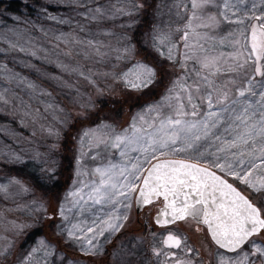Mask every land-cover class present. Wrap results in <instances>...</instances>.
Segmentation results:
<instances>
[{
  "label": "rangeland",
  "instance_id": "rangeland-1",
  "mask_svg": "<svg viewBox=\"0 0 264 264\" xmlns=\"http://www.w3.org/2000/svg\"><path fill=\"white\" fill-rule=\"evenodd\" d=\"M51 1L54 0H50L49 3ZM55 1L63 7H66V4L74 3L73 8L67 13L68 19L62 20L63 26L69 23L70 18L73 20L82 18L84 23L87 26L90 25L91 28L88 27L81 33L75 32L76 23L72 22L70 25L72 31L56 39L54 35L51 36L47 27L41 25L38 28V36L43 40L36 41L34 37L27 36L23 39L30 38L32 41L28 45L24 43L23 39H21L23 41L20 39L14 41L12 37L15 39V35L6 32L7 27L0 20V29L3 30L0 32V96L3 97L0 99V253L3 254L0 255V259L3 257V259L5 257L12 258L11 264H24L25 257L32 253L27 264H47L45 262L48 260L51 261V264H100L99 262L103 263V256H105L104 246L108 245L117 231L132 225L129 221L133 220L132 198L135 192V190L125 189L129 199L118 194L113 198L117 202L94 203L96 193L93 188L99 186L101 181L100 174L95 170L109 167L111 164L129 163L126 157L121 156L120 148L111 146L110 129L105 125L111 126L117 133H123L125 129H128V134H131L130 125L133 124L134 118L137 127L152 131L153 128L159 126L161 119L168 116L173 119L178 117L175 108L169 107L168 101L163 99L168 95L167 93L146 106L134 109L121 124H117L106 115L101 119L88 120L86 123V119L91 118L90 116L96 112L97 105L94 102H100L106 92L116 94L123 90L122 87H110L116 72L128 67L125 64L126 60L123 64L114 61L123 50L122 47L116 46L121 43L120 31L114 30L110 25L113 21L112 17H108L109 20L105 21L101 19V16L99 17L103 14V10L99 8L102 4L101 0H95L96 9L92 12L82 11L81 5L85 0ZM197 3L200 4V0H197ZM151 4L153 11L157 8L161 9L162 6L169 7V9L163 10L165 19H168L172 25H179L177 28H170L167 33L169 43L173 44L175 40L179 43L173 62L167 63L163 58L161 59L169 73L167 75L164 73V65L157 63L155 66L158 68L157 74L161 75L162 72L171 87L173 81L182 76H189L188 83L194 84L200 80V77L208 75L209 70L201 67V61L205 56L217 58L221 69H227L235 63L230 54L240 47L234 43V40L240 39L243 43V38L234 31L241 26L225 20L221 14L226 11L223 8V0H213L211 4L200 5L196 8H193V0H160L156 1V7H154L155 0H153ZM241 7L243 6L241 5ZM95 13L98 14L95 15ZM228 15H231V12ZM237 15L239 16L240 13ZM210 17H214V19H209ZM183 22L186 30L181 26ZM255 22L254 18L245 19L249 39L250 26ZM185 33H187V41ZM47 37L49 38L46 39ZM185 43L189 47L186 48ZM90 44L93 46L89 50V56L81 54L82 51H87ZM152 56L155 60L158 59L155 54ZM186 56L192 58L188 59ZM118 64L120 66L115 68ZM15 66L21 67L23 71L19 72ZM78 68L81 70L77 74ZM51 69L57 70L61 75L53 78ZM197 72L200 73V76H197ZM88 76H91L92 80H89ZM252 76H254L252 65H249V71L242 76L224 71L216 75H209L208 78L215 82L217 88L228 92V100L223 104H214L212 109L221 116L219 128L213 131L223 132L226 125L233 123L228 119L230 115L228 112L220 113L218 110L225 105L231 106V101L234 99L245 100V97L239 96V89L246 87L245 80ZM232 77H236V83L229 82ZM255 79L259 80L260 77H255ZM103 83H107L105 85L109 87H105L102 91ZM177 91L179 90L177 89ZM60 96H63L66 102L64 110L58 109L49 101L51 98ZM221 97L222 92H213L214 101H219ZM258 99L259 97L251 98L253 102ZM162 101L163 103L158 109L148 110V106L156 105ZM184 102L187 105L186 99ZM197 102L199 103L198 115L195 117L184 116L183 119L198 120L209 111L207 102H200L199 96H197ZM171 103L175 106L176 101L173 99ZM237 107L240 106L237 105ZM64 111L68 114V120H70H67L68 123L60 122L64 119ZM187 111H192L190 106L187 107ZM74 121H76L73 124L74 128L72 127L68 138H62L66 129L64 127L71 125ZM79 121H84L86 124H81ZM149 125L152 127L150 128ZM241 130H243L242 125L238 131ZM85 132H88L87 136L84 135ZM232 134L235 135V132ZM227 135L225 134V136ZM62 140L64 146L62 149L70 145L69 152L63 150L67 155V166L64 168V172L67 174L68 180L67 182L60 180L61 190L58 189L56 196H53L55 217L51 220L52 206L49 204L46 207L45 197H42L39 191L31 189L33 187L28 182H20L22 180L20 176H16L10 170L7 173L6 169L19 167L24 160L30 161L29 157L33 153H38L40 158L31 165H41V167L47 165L49 153L56 152L57 143ZM102 140L106 142L102 143ZM129 155H140L141 159L143 158L141 154L135 152H130ZM163 157L165 156H158L157 159ZM169 157L184 159L186 154L178 153ZM245 158L247 159V157ZM152 160L150 161L152 162ZM147 164H144L139 174L140 178ZM202 165L221 172L210 165ZM44 168L49 169L50 166ZM49 173L51 170H47L44 175ZM260 178L261 176L255 175L249 177L257 184ZM120 180L123 181V178L120 177ZM139 180L134 181L136 188ZM245 188L257 193L255 199L261 193L244 184V192L248 196L251 195V192ZM261 199L264 201V196H261ZM153 208L143 210L140 213V218H147L150 211L155 212V208ZM101 218L104 221L119 224L121 227L116 231L107 229V224L100 223ZM94 222L107 230L103 235L96 234L93 244L89 245L86 237H91L94 233L87 232V228L94 226ZM35 223L39 226H35ZM49 224L52 236L57 237L65 249L70 251L68 256L63 253L62 247L57 250L56 244L41 236L42 233L35 238L30 248H27L25 237L17 236L18 230L22 227H38L39 232H43V229ZM72 224H79L84 230L83 233H76V237L79 239L69 237L67 234ZM98 231L96 229V233ZM169 232L177 234L186 241V246L182 243L181 249L187 251L178 255L181 257L182 264H237L240 259H243V252L237 256V253L227 254L219 251L208 239L203 226L192 220H184L160 231L149 232L148 235L141 231L132 237L123 236L124 240L118 239L115 247L106 253L108 255L104 263L136 264L133 258L137 254L143 253L142 250H145L144 247H146L147 252L143 256H139L140 260H137V264H176L168 257L173 256L169 254L176 253V251L163 244V240L166 239ZM257 237L260 239L252 238L251 240L258 241L261 246H264L261 241L263 239L262 232ZM41 240L50 247L47 249L41 247ZM124 241L131 242V246L134 245L127 247ZM9 245H12L10 249ZM34 248L38 250L33 253ZM87 248H91L92 251L86 252L84 249ZM188 248H191L192 251L189 252ZM154 249L159 250L161 255L157 256ZM245 250L249 253L253 251L247 245ZM71 251H73L74 257L71 256ZM88 256H90V260L83 259ZM250 258L255 259L254 256ZM141 260L143 261L141 262ZM257 264L260 262L257 261Z\"/></svg>",
  "mask_w": 264,
  "mask_h": 264
},
{
  "label": "snow or ice",
  "instance_id": "snow-or-ice-1",
  "mask_svg": "<svg viewBox=\"0 0 264 264\" xmlns=\"http://www.w3.org/2000/svg\"><path fill=\"white\" fill-rule=\"evenodd\" d=\"M212 2L213 0H200L198 4L197 0H193V8ZM261 5H264V0H223V8L226 11L221 14L229 23L241 26L234 31L243 38V43L240 39L234 40V43L240 47L230 54L235 63L227 69L220 68L217 58L205 56L201 61V67L209 70L208 75L200 77V80L194 84L188 83L190 77L187 75L173 81L172 87L168 89V95L163 99L168 101L169 107L175 108L178 118L165 117L152 131L137 127L134 118L133 124L130 125L131 134H128V129H125L123 133H117L114 128L105 125L110 129L111 146L120 148L121 156L126 157L129 163L97 168L95 171L100 174L101 181L99 186L93 188L96 193L94 203L117 202L113 198L118 194L129 199L125 189L136 190L134 181L140 179L139 174L144 164L157 159L158 156L186 154L184 159H174L153 165L147 176L143 177L144 187L139 190L140 198L144 204H148L155 197L163 196L165 205L160 214L170 219L162 221L158 217V224L174 223L188 217L197 222H201L202 219V222L208 226L213 241L220 248L235 252L237 256L243 252V259H240L237 264H257V261L264 264V246L250 239L253 235L264 231V218H261V211L237 191L236 187L201 165H210L224 172L225 175H230L241 183L247 184L256 192H264V177L259 179L258 184L249 179L252 170L264 165V6ZM229 12L231 15H228ZM237 13L240 15L238 16ZM253 18L256 22L250 26L249 39L245 19ZM198 26L207 27L208 25ZM185 40L187 41V33H185ZM185 47L189 45L185 43ZM160 55L164 56V52L160 51ZM186 58L192 57L186 56ZM167 59H174L171 47L168 49ZM249 65L254 66V76L248 77L245 80L246 87L239 89V96L245 97V100L234 99L231 101V106L225 105L218 110L220 113L228 112L230 114L228 119L233 123L226 125L223 132L213 131L219 128L221 116L212 109L214 104H223L228 100V92L217 88L215 82L208 78L209 75L224 71L242 76L249 71ZM129 76H133L134 79H127ZM155 76V70L143 63H137L123 73L125 86L135 90L148 88L154 83ZM197 76H200L199 72ZM255 77L260 79L256 80ZM229 82L236 83V77H232ZM214 91L222 92L219 101L213 100ZM197 96L200 102H207L209 111L198 120L183 119L184 116L198 115ZM252 97H259V99L253 102ZM0 99L3 97L0 96ZM173 99L176 101L175 106L171 103ZM185 99L187 105L184 102ZM162 103L163 101L150 105L148 110H156ZM188 106L191 107V112L187 111ZM241 125L243 130L237 131ZM149 127L151 128L152 125ZM233 132L235 135L232 134ZM225 134L228 135L225 136ZM84 135L87 136L88 132ZM130 152L139 153L143 158L141 159L140 155L130 156ZM221 153L223 155H220ZM257 159L260 160V164L256 163ZM217 193L225 199H217ZM137 203H140V199ZM221 208L224 209L223 212L220 211ZM61 214L63 215L62 210ZM100 223L107 224V229L113 231L121 227L102 218ZM96 229L99 230L98 233ZM107 229L99 227V224L94 222V226L87 228V232L94 233L93 236L86 237L87 243L92 245L96 234L103 235ZM83 231L79 224H72L67 234L69 237H76L77 232L83 233ZM76 238L79 239V237ZM182 243L186 246V241L173 232H169L163 240L165 247L170 249H181ZM245 245L253 251L251 253L246 251ZM40 246L45 249L50 247L43 240L40 241ZM37 250L34 248L32 251L34 253ZM84 250L88 253L92 251L91 248ZM154 251L157 256L161 255L159 250L154 249ZM188 251L191 252L192 249L188 248ZM0 255L3 254L0 253ZM31 255L32 253H29V256L25 257L24 264H27ZM253 256L255 259L250 258ZM176 264H182V262L177 260Z\"/></svg>",
  "mask_w": 264,
  "mask_h": 264
},
{
  "label": "trees",
  "instance_id": "trees-1",
  "mask_svg": "<svg viewBox=\"0 0 264 264\" xmlns=\"http://www.w3.org/2000/svg\"><path fill=\"white\" fill-rule=\"evenodd\" d=\"M49 1L50 0H0V20L7 27L5 31L13 34V36L15 35V39L14 37H12L14 41L17 39L21 40L27 36L34 37L37 41L43 40L41 39V37L38 36V28L41 25L47 27L50 30L51 36L54 35L56 39L72 31L70 27V25H72V22L76 23L74 28L75 32L81 33L88 27L91 28L90 25L87 26L84 23V19L82 18H76L74 20L70 18L69 23L66 26H63L62 20L66 21L68 19L67 13L69 12V10H71V8H73L74 3L66 4V7H63V5L56 2L55 0L51 1V3H49ZM156 1L160 0H155L154 7L157 6ZM94 2L95 0H85L84 4L81 5L82 11L92 12L94 9H96ZM101 2L102 4H100L99 8L103 10V14L99 15V17L101 16V19L103 21L109 20L108 17H112L113 21L111 20L112 22L110 23V25L113 26L114 30L120 31L119 36L121 43L116 46L122 47L123 50L118 55L119 57L114 61L123 64L124 60H126L127 63L125 64H127L128 67H126L122 71L116 72L112 79L113 84L112 86H110L111 88L122 87L123 90L120 93L118 92L116 94H112V92H106L103 98L100 99V102H94V104L97 105L96 112H94V114L90 116L91 118L86 119V123H88V120L91 121L101 119L106 115L109 118L111 117V120L115 121L117 124H121L122 121H124L125 118L134 111V109L146 106L150 102L160 98L161 96L163 97L168 93V89L171 87V85L170 83L168 84L167 80L165 79L166 76H163L162 72L161 75L157 74L158 68L155 66L157 63L165 66V63L161 60L162 58L167 63L173 62L174 59H167L168 49L170 47L172 48L173 57H175L176 47L179 43L176 40L173 41V44L169 43L167 41V33L170 28H177L179 27V25H172L168 21V19H165L163 12L165 11V8L169 9V7L162 6L161 9L157 8L155 9V11H153V6L151 4L153 0H101ZM96 14L98 13H95V15ZM181 26L183 29L186 30L184 22L181 24ZM2 31L3 30L0 29V32ZM48 38L49 37H47L46 39ZM162 38H164L163 43H161ZM23 40L24 43H32L30 38H26ZM91 46H93V44H90L87 48V51L84 50L81 54L89 56V50L91 49ZM158 49L164 52V56L160 55V51H158ZM153 54L158 56L157 60H155V58L152 56ZM137 63L147 64L152 67L156 72L154 83L151 84L148 88L142 90H135L126 87L125 81L123 80V73L127 72L133 65ZM118 66H120V64L116 65L115 68H117ZM15 68L19 72L23 71L21 67L15 66ZM78 69L76 70L77 74L81 70ZM164 69V73L167 75L169 73V70L166 66ZM51 72L53 78L55 76L61 75L55 69H51ZM88 77L89 80H92L91 76ZM127 79L132 80L134 79V77L129 76ZM105 84L107 83H103L102 85V88L104 87L102 91L105 89V87H109ZM49 101L50 103L54 104L58 109L64 110L66 102L64 101L63 96L51 98L49 99ZM67 120L68 114L64 111V119L60 122L68 123V121L70 120ZM75 122L76 121H74L71 125H66L67 127H64V129H66L62 134V138H68V135L70 131H72L71 129ZM79 123L86 124L84 121H79ZM233 127L235 128V125ZM238 130L239 129H237V131ZM62 143L63 140L57 143L56 152L54 151L53 153H49L47 165H44L42 167L41 165H31L32 163L35 164L34 162L40 158V155L38 153H33L29 157L30 161L24 160L19 167L6 169L7 173H9L8 170H10L16 176H20L22 178L20 182H28L29 185L33 187L31 189L39 191L40 195L42 197H45L46 207L49 206V204L52 206V210L50 212L51 220H53L55 217V201L53 199V196H56V191L58 189L61 190V183H59L60 180L62 179L64 182H67L68 180L67 174L64 172V168H66L67 166V155L63 152V150L69 152L70 145L62 149L64 147ZM257 143H259V141H257ZM163 158L178 159L176 157L169 156H165ZM256 163L260 164V160L257 159ZM45 166H50V168L45 169ZM47 170H51V173H49L48 175H44ZM217 173H219L229 183L236 187L239 192L244 194L247 199L255 207H257L258 210L261 211V218H264V201L261 199V196H264V192H261L257 199H255L257 193L251 192L250 190L245 188V190L251 192V195L248 196L245 194L244 183H241L239 180L234 179L230 175H225L224 172ZM252 175H255L257 177H264V165H262L260 168L252 170ZM140 216L141 214H139L138 216L134 214L133 220L129 221L132 225L129 228L123 227L122 229L117 231V233L113 236L108 245L104 246L105 256H103V263L99 262L100 264H106L104 263L106 261V256L108 255L106 253L115 247V244L118 239L124 240L123 236L132 237L135 233L138 234L141 231L148 235L149 232L161 230L159 229V227L153 224L152 220L150 219V214L147 218L145 217L141 219ZM35 224V226H39L37 223ZM33 232H35L36 234H34ZM261 232L263 235V239H261V241L264 243V231ZM41 233V236L48 237V241L52 242L53 244H56V247L59 249L60 247H62L63 251L65 253H68L69 255L70 251L65 249V246L60 243L57 237L52 236L50 224L45 229H43V232H39L38 227H22L18 230L17 236L25 237L24 241L27 242V248H30L35 238ZM253 238L258 237L254 236ZM124 242L127 244V247H132L134 245L132 244L131 246V242L128 241ZM11 246L12 245H9V249L11 248ZM244 247H246V245ZM144 249L145 250H142L143 253H139L133 258L136 264L137 260L139 259V256H143L144 253L147 252V248L144 247ZM177 255H180V253L177 252ZM2 259H0V264H11L13 261L12 258L7 257H5V259L3 260ZM142 261L143 260H141V262ZM45 263L51 264V261L48 260Z\"/></svg>",
  "mask_w": 264,
  "mask_h": 264
},
{
  "label": "water",
  "instance_id": "water-1",
  "mask_svg": "<svg viewBox=\"0 0 264 264\" xmlns=\"http://www.w3.org/2000/svg\"><path fill=\"white\" fill-rule=\"evenodd\" d=\"M169 160H174V159H168V158L158 159V160L153 161L150 165H148V167L144 170V172H143V174H142V176H141V178H140L139 184H138V186H137V188H136V191H135V193H134V197H133V209H134V213H135L136 215H138V214L142 211L143 208L149 206L150 204L156 203V202H158V201L160 202V206H159V208L157 209L156 213L152 215V222H153V224L156 225L157 227H166V226H169V225L173 224V223H169V224H163V225H161V224H158V223H157V218H158V217H159V219L162 220V221L165 220V219H170V217H164V216H162V215L160 214V213H161V210L164 208V205H165V201H164V199H163V196L155 197V198L152 200L151 203L144 204L143 201H142V198H140L139 190H140V188H143V187H144V185H143V177L147 176L148 171L152 168V166L155 165V164H157V163H163V162H165V161H169ZM176 160H178V159H176ZM201 167H204V166L201 165ZM206 168H207V167H206ZM209 170H210V169H209ZM210 171H212V170H210ZM212 172H213V171H212ZM214 173H215V172H214ZM217 175H218V174H217ZM237 191H238V190H237ZM240 193H241V192H240ZM241 194H242V193H241ZM242 195H243V194H242ZM243 196H244V195H243ZM244 197H245V196H244ZM245 198H247V197H245ZM138 199H140V203H139V204L137 203V200H138ZM170 199H171V198H170ZM181 199H182V197H181ZM217 199H219V200H224L225 198H224V197H221L220 194L217 193ZM223 210H224L223 208L220 209L221 212H223ZM186 219H191V220H193L191 217H188V218H186ZM210 219H211V217H210ZM194 221H196V220H194ZM176 222H178V221H176ZM196 222H197V221H196ZM174 223H175V222H174ZM197 223H199V224H201L202 226L205 227L206 234L208 235V238L210 239V241L213 243V245H214L215 247H217L218 249H220V250H222V251H224V252L232 253V252L227 251V250L224 249V248H220V247H219V246L213 241V239H212V237H211V233L209 232L208 226L202 222V219H201V222H197ZM257 235H258V234H257ZM253 236H256V235H253ZM253 236H252V237H253ZM250 238H251V237H250Z\"/></svg>",
  "mask_w": 264,
  "mask_h": 264
},
{
  "label": "flooded vegetation",
  "instance_id": "flooded-vegetation-1",
  "mask_svg": "<svg viewBox=\"0 0 264 264\" xmlns=\"http://www.w3.org/2000/svg\"><path fill=\"white\" fill-rule=\"evenodd\" d=\"M173 251H176V253L173 252V256H168L170 260L177 262V260L181 261L180 258L177 255V252H179L180 254L183 252H186L187 250H182V249H176V248H171Z\"/></svg>",
  "mask_w": 264,
  "mask_h": 264
}]
</instances>
